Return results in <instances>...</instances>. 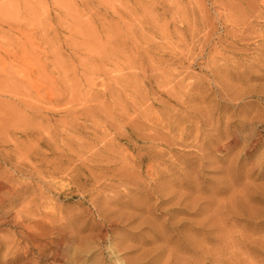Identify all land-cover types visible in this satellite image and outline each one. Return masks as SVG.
<instances>
[{
    "label": "rangeland",
    "instance_id": "374dc122",
    "mask_svg": "<svg viewBox=\"0 0 264 264\" xmlns=\"http://www.w3.org/2000/svg\"><path fill=\"white\" fill-rule=\"evenodd\" d=\"M0 264H264V0H0Z\"/></svg>",
    "mask_w": 264,
    "mask_h": 264
},
{
    "label": "bare ground",
    "instance_id": "6f19581e",
    "mask_svg": "<svg viewBox=\"0 0 264 264\" xmlns=\"http://www.w3.org/2000/svg\"><path fill=\"white\" fill-rule=\"evenodd\" d=\"M153 25H154V24H153ZM155 25H156V23H155ZM155 25H154V26H155ZM158 36H159V38H160L162 35H158ZM161 38H162V37H161ZM163 38H164V37H163ZM166 38H167V36H166ZM177 38H178V37H177ZM164 39H165V38H164ZM199 39H200V38H199ZM161 40H162V39H161ZM176 40H177V39H176ZM166 41H167V40H166ZM146 42H147V41H146ZM151 42H152V41H151ZM168 42H169V41H168ZM182 42H183V41H182ZM198 42H199V41H198ZM204 42H205V41H204ZM147 44H148V42H147ZM167 44H168V43H167ZM170 44H172V43H170ZM191 45H192V44H191ZM171 46H172V45H171ZM171 46H170V47H171ZM173 47H174V46H173ZM205 47H206V46H205ZM172 49H173V48H172ZM203 51H204V50H203ZM113 52H114V51H113ZM171 52H172V51H171ZM179 52H180V51H179ZM191 52H192V51H191ZM146 53H147V52H146ZM183 53H184V52H183ZM187 53H188V52H187ZM189 53H190V52H189ZM112 54H113V53H112ZM192 54H193V52H192ZM109 55H110V54H109ZM183 55H184V54H183ZM148 56H150V55H148ZM148 56H147V57H148ZM179 56H180V55H179ZM189 56H191V53H190ZM192 56H193V55H192ZM108 57H109V56H108ZM113 57H114V56H113ZM113 57H110V58L113 59ZM150 57H151V56H150ZM150 57H148V59H147L148 61H149ZM172 57H173V56H172ZM155 59H156V58H155ZM191 59H192V58H191ZM115 60H116V59H115ZM156 60H158V59H156ZM212 60H213V59H212ZM116 61L118 62V60H116ZM119 61H120V60H119ZM152 61H153V60H152ZM158 61H159V60H158ZM158 61H156V62H158ZM150 63H151V62H150ZM153 63H155V62H153ZM158 63L160 64V62H158ZM168 63H169V62H168ZM211 63H212V62H211ZM165 64H166V62H165ZM115 65H116V64H115ZM138 65H139V64H138ZM153 65H154V64H153ZM133 66H134V65H132V67H133ZM149 66H150V65H149ZM151 66H152V64H151ZM209 66H210V65H209ZM135 67H136V66H135ZM154 67H155V66H154ZM225 67H226V66H225ZM118 68H119V67H118ZM149 68H150V67H149ZM156 68L159 69L160 71H162V73H163V70L160 69V66H159V68H158V66H157ZM128 70H129V68H128ZM132 70H133V68H132ZM135 70H136V69H135ZM159 70H158V73H159ZM155 71H156V70H155ZM150 72H151V69H150ZM139 73H140V72H139ZM145 73H146V71H145ZM145 73H143V74L145 75ZM152 73H153V72H152ZM152 73H151V75H152ZM156 73H157V72H156ZM156 73H155V74L153 73V74L156 75ZM162 73H161V74H162ZM165 73H166V72H165ZM188 74H189V73H188ZM159 75H160V73H159ZM119 76H120V74H119ZM145 76H146V75H145ZM165 76H167V79H168L169 74H168V75L166 74ZM170 76H171V75H170ZM160 77H161V76H160ZM162 77H164V76H162ZM173 77H174V76H173ZM123 78H125V77H123ZM144 78H145V77H144ZM144 78H143V79H144ZM117 79H118V78H117ZM167 79H166V80H167ZM172 79H173V78H172ZM182 79H183V78H182ZM123 80H124V79H123ZM161 80H162V79H161ZM164 80H165V79H164ZM175 80H176V79H175ZM125 81H126V80H125ZM198 81H199V80H198ZM165 82H166V81H165ZM165 82H164V83H165ZM175 82H176V81H175ZM126 83H127V81H126ZM130 83H132V82L130 81ZM166 83H167V82H166ZM166 83H165V84H166ZM208 83H209V82H208ZM132 84H133V83H132ZM175 84H176V83H175ZM177 84H178V83H177ZM168 85H169V83H168ZM224 85H225V84H224ZM124 86H125V85H124ZM165 86H167V85H165ZM191 86H192V85H191ZM228 87H229V86H228ZM165 88H166V87H165ZM167 89H168V87H167ZM185 92H186V91H185ZM117 94H118V93H116V97H117ZM133 94H135V93H133ZM140 95H141V94H140ZM167 95H168V94H167ZM171 96H173V95H171ZM171 96H170V97H171ZM138 97H139V96H138ZM175 97H176V96H175ZM197 98H198V97H197ZM129 99H131V98H129ZM179 99H180V98H179ZM132 100H133V99H132ZM112 101H113V100H112ZM115 103H116V101H115ZM132 103H133V102H132ZM138 103H139V102H138ZM118 104H119V103H118ZM118 104H117V105H118ZM179 104H180V102H179ZM182 104H183V103H182ZM184 105H185V104H184ZM156 110H157V109H156ZM165 110H166V109H165ZM173 110H175V109H173ZM122 112H123V111H122ZM156 113H157V112H156ZM206 113H207V112H206ZM166 114H167V112H166ZM163 115H164V114H163ZM164 116H165V115H164ZM173 117H174V116H173ZM180 117H182V116H180ZM153 118H154V117H153ZM132 120H133V119H132ZM127 123H128V122H127ZM155 123H156V122H155ZM191 123H192V121H191ZM203 126H204V125H203ZM188 128H189V127H188ZM165 130H166V129H165ZM165 130H164V131H165ZM48 131H49V130H48ZM196 133H197V132H196ZM194 134H195V133H194ZM151 136H152V135H151ZM162 136H163V135H162ZM192 139H193V137H192ZM177 141H178V140H177ZM26 209H27V208H26Z\"/></svg>",
    "mask_w": 264,
    "mask_h": 264
}]
</instances>
